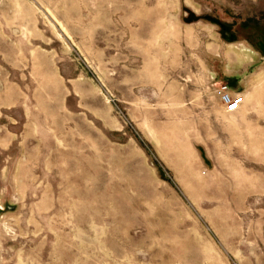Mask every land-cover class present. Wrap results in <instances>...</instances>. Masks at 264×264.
<instances>
[{
    "label": "rangeland",
    "instance_id": "374dc122",
    "mask_svg": "<svg viewBox=\"0 0 264 264\" xmlns=\"http://www.w3.org/2000/svg\"><path fill=\"white\" fill-rule=\"evenodd\" d=\"M0 264H264V0H0Z\"/></svg>",
    "mask_w": 264,
    "mask_h": 264
},
{
    "label": "built area",
    "instance_id": "2783aa9c",
    "mask_svg": "<svg viewBox=\"0 0 264 264\" xmlns=\"http://www.w3.org/2000/svg\"><path fill=\"white\" fill-rule=\"evenodd\" d=\"M215 91L219 100L229 112L238 110L244 101L243 94L232 91L227 82H218ZM233 105H235V107H233Z\"/></svg>",
    "mask_w": 264,
    "mask_h": 264
},
{
    "label": "snow or ice",
    "instance_id": "6c2138e0",
    "mask_svg": "<svg viewBox=\"0 0 264 264\" xmlns=\"http://www.w3.org/2000/svg\"><path fill=\"white\" fill-rule=\"evenodd\" d=\"M233 107H235V105H233Z\"/></svg>",
    "mask_w": 264,
    "mask_h": 264
}]
</instances>
